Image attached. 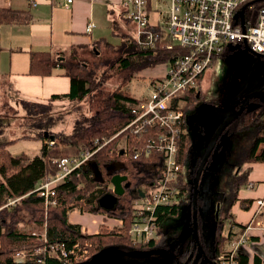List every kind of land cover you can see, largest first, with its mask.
<instances>
[{"label": "trees", "instance_id": "1", "mask_svg": "<svg viewBox=\"0 0 264 264\" xmlns=\"http://www.w3.org/2000/svg\"><path fill=\"white\" fill-rule=\"evenodd\" d=\"M263 5L264 0H259L256 3V7ZM6 13L7 17L11 14L10 11H6ZM12 15L14 17H9V21L19 19L15 16V13H12ZM112 25L115 33L117 28L115 21L112 22ZM115 34H119L121 37L119 45L112 44L107 40L97 41L94 44L96 48L100 44H105L108 49L110 48L115 53L113 57L109 56L101 59L98 64V66H102L101 73H98V66L92 65L95 66L93 68L79 58L76 49H73L70 56L61 54L59 57L51 51L33 50L30 52V73L45 76L52 74L56 68L60 67L64 69L65 74L70 78L69 92L53 94L50 99H68L78 103L85 101L90 96H98L96 99L98 102L97 105L95 103L91 115L83 117L84 120L78 117L73 132L66 135L63 133L55 134L50 130L53 117L52 115L45 117L46 113L40 109L42 103L23 100V107L27 111L26 117L32 118L31 124L38 126L37 132L32 137L40 139L42 146L40 152L34 155L25 152L12 154L8 148L0 150V206L4 202L7 203L5 199L8 197L22 198L21 203L16 205L15 208L13 207L15 210L12 209L11 211L10 206H5L0 211V255L3 264H60L57 258L48 254L44 255V262L38 259V255L28 258L23 263L15 262L13 259L15 252L20 249L38 246L40 239L39 236L22 231L17 226L18 220L21 221L22 219L18 213L20 209L29 211L30 215L35 218V223H40L45 227L47 241L65 244L67 251L70 253L77 242L85 241H91L96 247L92 256L110 247L132 251L136 249L149 250L163 246V237L161 240L152 239L147 243H135L128 234L137 216L135 199L140 197L142 193L145 194L147 189H152L151 183L156 181L152 179L155 177L154 171L161 166L163 157L159 153H153L149 156L144 155L138 159L127 157L122 153L121 142L125 140L124 133L107 142L87 163L73 170L64 178L55 189V196L58 199L57 206H49L46 209L44 197L38 193L39 185L48 176L55 175L59 171V165L58 162L54 161L55 159L76 157L83 152L95 150L98 145L102 144L103 137L112 138L132 120L133 115L130 112L129 103L136 99L128 91H125V88L136 74L147 68L170 61L177 55L186 53V50L179 46L168 49L163 44L156 49L142 50L135 37L129 33L121 34L116 31ZM226 53H228L227 48L221 54V57H224ZM108 68L116 71L123 82L110 91H104L105 79L115 74V72L107 73ZM202 76L203 74L200 78ZM200 88L201 86H198L197 89L190 91L186 96V102L182 107L184 111L192 109L201 101ZM260 111L259 109V113H250L248 117L241 118L235 126L233 125L234 127L231 126L233 131H231L232 136H230L229 141L234 146L231 154L238 153V164L264 162V122L261 121L263 113L261 114ZM81 112V110L76 109L77 114ZM1 115L3 114H0V119ZM45 131L54 134L55 139L52 140L50 136H46ZM189 132L187 135H183L181 139L180 162L183 171L180 172L178 181L175 183L178 198L172 205H158L153 213L159 229L167 218L178 217L192 199V180L196 175L202 155L193 154L195 150L194 143L200 132L198 134L195 131ZM251 138L252 141L247 147L240 148V151L236 149L237 146L241 147L244 143L240 140L246 139L248 142ZM98 140H100V143L97 142ZM51 141L54 142L51 143ZM58 142L60 143L58 144ZM130 144L133 145L131 141ZM1 147L2 145H0ZM68 151L73 153L69 154ZM231 154L226 155L227 161H225L224 167L221 164L214 166L215 171L211 178L213 191L218 195V202L221 204L219 211H217V205L212 206V208H215L214 212L217 214V220H214L213 225L203 220L210 212V209L206 207V216L201 215L199 219L200 229L203 228L204 222L206 229L209 228L210 233L213 234V256L211 259L214 260L215 264H220L217 257L224 250L226 244L238 232L245 229V225L236 222L235 215L232 212L233 205L239 202L242 208L249 210L254 202L253 199L239 197L240 190L249 184L251 166L249 165L245 171L238 167L237 173L233 172L234 175H232L231 171L229 172L227 169V164H232ZM233 165L235 166V164ZM117 173L128 176L127 180L124 181L125 191L118 197L114 208L105 209L99 205V199L107 193H113L111 187L112 177ZM220 179L225 185L228 183V179L231 180L230 183L234 184L231 196L227 195L228 193L226 194L222 183L219 184ZM76 208L89 209L90 213L106 215L108 216L107 219H121L123 223H116L114 230H109V228L103 226L104 229L100 233L82 235V225L71 222L69 218L70 213ZM227 221L231 223V226L226 227ZM234 225L238 226L237 230L234 229ZM6 247L8 248L7 251L2 254V250ZM193 247L194 244H191L189 250L182 254L179 264H194L196 248L193 249ZM69 256L73 258V255ZM106 258H108V261L112 259L110 261L112 264H143L136 262L139 261V258L121 256L115 253L109 254ZM149 258L146 257V259ZM236 258L239 264H250V257L246 252L240 251ZM154 260L156 261L155 264H175L169 257L162 259L163 263L157 261L159 258ZM253 264H261L259 255L254 257Z\"/></svg>", "mask_w": 264, "mask_h": 264}, {"label": "built area", "instance_id": "2", "mask_svg": "<svg viewBox=\"0 0 264 264\" xmlns=\"http://www.w3.org/2000/svg\"><path fill=\"white\" fill-rule=\"evenodd\" d=\"M73 1L66 0L64 5L69 6ZM257 1L119 0L127 11V17L135 23L134 37L142 50L156 49L161 44L168 49L179 46L186 50V53L164 62L165 71L152 78L151 90L146 96L137 97L129 103L133 118L114 135L125 134L122 149L127 157L138 159L153 153L163 157L161 166L154 171L152 179L156 181L151 183L152 189H147L144 195L135 199L137 216L128 231L132 239L133 236L142 237L141 242L158 239L159 226L153 217L155 208L172 205L178 198L175 183L183 171L181 139L190 133L188 119L192 111L191 108L184 111L182 107L189 92L198 88L200 76L226 48L229 52L231 46L243 49L248 46L264 57V5L256 7ZM161 5L165 6L164 10ZM244 6L246 8L241 15ZM152 7L159 14L156 20L151 18ZM94 26L95 23L90 21L86 31L91 32ZM114 136L110 139L103 137L102 144L93 151L74 158L54 160L58 162L59 171L38 187L46 207L57 206L56 187ZM97 142L100 143V140ZM111 187L114 189L113 184ZM251 187L253 183L249 182L247 188ZM8 203L12 201L8 200ZM254 205L256 208L250 223L245 224L244 231L238 232L217 257L220 264H238L236 256L250 240V231L258 227L264 229V196L255 199ZM117 221L118 224L123 223L121 219ZM84 230L82 228V235L86 234ZM42 245L37 253L41 262H44L45 254L57 258L60 264H75L85 261L83 259L88 256L89 243L77 242L71 253L65 244L51 243L47 238ZM14 260L25 262L17 258Z\"/></svg>", "mask_w": 264, "mask_h": 264}, {"label": "rangeland", "instance_id": "3", "mask_svg": "<svg viewBox=\"0 0 264 264\" xmlns=\"http://www.w3.org/2000/svg\"><path fill=\"white\" fill-rule=\"evenodd\" d=\"M161 4L164 3L162 2ZM161 9L164 10L165 6L161 5ZM156 17H157V13L154 12V14L152 15V19H155ZM121 24L118 23L116 26L120 27ZM123 27L124 29L122 30L119 29L118 31L119 33L121 34L129 33L131 36L133 37L135 36L136 26L134 22L125 23L123 24ZM108 41L112 44L119 45L121 43V37L119 35H111ZM87 48L88 49H84L85 51H82L83 49L80 50V54L78 53L77 49L76 51L79 55V58H81L84 62L88 63L93 68L95 66H98L102 58H108L109 56L113 57L115 55V53L110 48L108 49V47H106L105 44L98 45L97 47L98 50L94 45ZM97 68L99 69L98 73H101L102 66H98ZM165 69H166V64L161 63L155 67L147 68L145 70L140 71L138 74L135 75L133 80L126 85L125 91H128L129 94L135 97L146 96L147 93L151 90L152 78L164 72ZM112 72H115V74H113L110 78L105 79L104 87H103L104 91H110L111 89L116 88L119 83L121 84V82H123V79L119 78L116 71L108 68L107 73H112ZM251 86H255V88H264V57L257 56L251 51H246L243 48H236L234 46H231L229 52L226 53L224 57L219 56L217 61L215 60L212 63V65L206 69L201 79L200 91L202 93V98L200 100L204 101L209 99H217V96H223L225 98L231 99V97L238 95L243 90L246 89L250 90ZM97 98L98 96L96 97L90 96L85 101L78 103L68 99L66 100L47 99V100L38 101L34 99L24 98L23 96L20 97V95L13 92L6 78L0 76V114H3L1 115V119H0V145H2L0 150L2 148L3 149L8 148V150L12 154H19L21 152H25L29 155L38 154L40 152L42 141L38 138L32 137L37 132L38 126L31 124L33 121L32 118L26 117L27 111L23 107V100L31 101V102L37 101L39 103H42L40 109L43 110L44 113H46L45 117L51 115L53 117V120L51 121L52 127L50 130H52V132H54L55 134L63 133L67 135L73 132V128L76 124V120L78 117L84 120L83 117H86V115L87 116L91 115V113L95 108L94 107L95 103L97 105L98 102L96 100ZM76 109H79L82 112L80 114H77ZM262 117L263 118H261V121L264 122V112ZM48 122L50 121L48 120ZM240 141L244 143L241 145V147L237 146L236 149H238V151H240V148L242 147L243 148L245 146L247 147L249 143H251L252 138L248 142L246 139ZM59 143L60 142H58V144ZM123 143L124 141L122 140L121 144L123 145ZM232 149H234V146L231 141H227L226 143H224L222 147H220V150L218 152L217 164L224 165L226 161V155L231 154ZM68 152L69 154L73 153L70 151ZM237 157H238V153L235 152L231 154L232 164H227L228 166L227 169L229 170V172L231 171L232 175H234L233 172L237 173L238 167H240L242 171H245L249 167V165L251 166L252 169L249 175L250 179L255 178L256 175L255 171L259 168L261 170V173H264V165H255V164L251 165L249 164V162L238 164L239 162H237L238 160ZM65 158H74V157H65ZM233 164H235V166ZM54 176L55 175L48 176V178L45 179L44 182H46L50 177H54ZM219 181H220L219 184L222 183L221 179ZM230 182L231 180L228 179V183H226V185L222 183L226 191V194L228 193L227 195L229 196H231L230 194H232L234 187V184ZM209 183L210 180L208 182L207 188L209 187ZM201 188L202 189L200 194L204 196L206 192L208 196L207 200L208 199L210 200L211 207L215 206L216 200H212L211 193L208 190H206L207 188H204L203 183L201 184ZM253 190L254 189H247L245 187L243 189V192L241 191V194H246L252 197ZM5 200L7 201V203L4 202V204L0 206V211L4 209L5 206H10L11 208L10 207L9 208L11 209V211L12 209L15 210L14 209L15 206L21 203L20 201L22 200V198L8 197ZM8 200L12 201V203L9 204ZM45 208L47 209L48 207ZM255 208L256 207H254V209L252 210V217ZM76 210L82 213H90L89 209L76 208ZM18 213L22 217V219L21 221L18 220L17 226H19L22 229V231L33 233L37 237L38 236L40 237L38 246L29 247L27 249H24V251H22L23 249H20L14 253L15 255L19 251H22L18 253L16 256L13 255L14 256L13 259L17 258V259H22V261H26L30 257H35V255H37L39 251V248L43 246L42 243L44 241V238H46L45 227H43L40 223L37 222L35 223L34 221L35 218L33 217V215L32 216L30 215L29 211H26L25 209L24 210L20 209ZM95 214L96 213H94L93 215H85L87 218V224H83L84 226L82 225V228L83 227L85 228L84 231L86 234L89 233L95 234L94 232L95 230H98L96 234L100 233L104 229L102 228L103 226L109 228V230H114V225L116 223V220L108 219L104 221L103 218L108 216L104 215V217H101L98 215L96 216ZM71 218H74L73 220H75V215H71ZM99 218L100 220H98ZM181 218H182L181 215L179 217H170L162 226V230L164 231V235L168 244V249L171 251V252L169 251L170 253L178 252L182 250V248L179 247L180 243H176L174 241L175 235L177 236L179 232L181 235H183L184 233V228L182 224L183 222ZM101 220L104 222H102ZM230 224L231 223H228L227 221L226 227H228L227 225ZM158 233L160 237L155 240H161L163 237L161 236L159 230ZM133 239L135 240V243H147V242H141L142 237L133 236ZM213 239H214L213 234L211 236L208 235V237H205L206 243L211 247H213ZM162 247L160 248L164 249ZM95 248H96L95 245L90 241L88 245V256L83 260H86L88 258L90 259L92 257L93 252L95 251ZM7 249H8L7 247L4 248V250H2L1 248L2 254L5 251H7ZM136 250H142V249H136ZM149 250H153V249H149ZM172 254L174 255V253ZM1 261H2V256L0 255V264H3ZM174 262L175 264H179V258L175 255H174Z\"/></svg>", "mask_w": 264, "mask_h": 264}, {"label": "crops", "instance_id": "4", "mask_svg": "<svg viewBox=\"0 0 264 264\" xmlns=\"http://www.w3.org/2000/svg\"><path fill=\"white\" fill-rule=\"evenodd\" d=\"M65 1L0 0V76L6 78L10 88L20 97L38 101L47 100L53 94L69 92L71 86L69 76L60 67L50 75L30 73V52L33 50L51 51L59 57L61 54L69 56L73 49H77L80 54V50L85 51L84 49H88L87 47H91L97 41H108L111 35H119L115 34L116 31L119 33V29H124L123 24L131 22L127 17V11L120 5L119 0H74L69 6L64 5ZM6 11L11 12L10 18H13L12 13H15L19 19L9 21L7 13L5 14ZM154 12L157 13V17L153 20H156L159 14L152 7L151 18ZM26 18L28 19L25 20ZM90 21L94 22L95 26L91 32H87L86 28ZM114 21L116 25L122 23L120 27L115 25L117 27L115 33L112 25ZM217 59L215 60L217 61ZM202 77L199 86H201ZM252 164L264 165V162ZM255 174L254 179L249 178L253 187L247 188L248 185L246 186L247 189H254L252 197L241 194L243 188L239 192L240 198L254 200L255 197L257 199L264 196V173H261L259 168ZM254 202L249 210L242 208L239 202L233 205L232 212L237 223L243 225L250 223L252 210L255 207ZM93 214L78 212L74 209L69 218L71 222L83 225L87 224L85 215ZM71 215H75V220L71 218ZM95 215L104 217V215ZM103 220L108 219L104 217ZM109 220L112 219L109 218ZM113 220L118 223L117 219ZM163 225L159 230L161 236L165 237L162 230ZM227 226L229 227L231 224ZM237 227L234 225V229L237 230ZM94 232L96 233L98 230ZM249 236L250 240L241 248V251L249 255L250 264L254 263L256 255H259L261 264H264V229L255 228L250 231Z\"/></svg>", "mask_w": 264, "mask_h": 264}, {"label": "water", "instance_id": "5", "mask_svg": "<svg viewBox=\"0 0 264 264\" xmlns=\"http://www.w3.org/2000/svg\"><path fill=\"white\" fill-rule=\"evenodd\" d=\"M245 8L246 6L242 8L241 15H243ZM245 50L252 51L248 46H246ZM252 53H254L257 56H261L259 53L253 51ZM252 98H258L264 102V93L253 92L249 94L244 99L238 102L239 104L242 102V105L236 111H233L235 106L233 105L234 103L231 102L232 99L231 97V99L228 98L229 103L227 108L215 106L209 104L208 102L201 101L199 102V104H197L194 107V110H192L191 113L189 114V119H188L189 130L191 132L195 131L196 134L200 132L198 134L196 142L194 143L195 150L193 154L202 155L196 175L192 180V187H193L192 198L194 203L197 202V196H199L201 192L199 186H201V184L203 183L204 188H207L209 180H210L209 186L213 184L210 177L211 178L213 177L214 175L213 173L215 171L214 166L217 164L216 154H218L220 147H222V145L226 143L225 139L228 138V133L225 132L226 127L233 120L237 119L240 116V114H242V111L244 110L246 103L249 102V100ZM45 135L50 136L52 140L55 139V135L49 134L48 131H45ZM211 156H213V161L211 162L210 166L206 167V164ZM208 169L209 171H207ZM127 178H128L127 175L121 173H117L112 177V184L114 187L113 193H107L99 199V205L101 207L105 209H112L115 207L118 201V197L122 195L125 191L126 185H124V181H126ZM142 195L144 194L142 193ZM194 235L197 241H199L198 227L196 223H195ZM112 253L126 257L139 258V261L136 262L143 264H145L146 261L140 258L154 254H160V253L168 255L172 259V261H174V255L165 250L153 249V250L125 251L110 247L101 250L100 252L96 253L88 260L78 262L75 264H112L110 262L112 261V259H110V261L107 260L108 258L105 259L106 256ZM209 261L211 264H215L213 259L210 258ZM122 262L124 263L123 260Z\"/></svg>", "mask_w": 264, "mask_h": 264}, {"label": "flooded vegetation", "instance_id": "6", "mask_svg": "<svg viewBox=\"0 0 264 264\" xmlns=\"http://www.w3.org/2000/svg\"><path fill=\"white\" fill-rule=\"evenodd\" d=\"M253 92L264 93V88H255V86H251L250 90L249 89L243 90L238 95L233 96L231 99V102H233L234 103L233 105L235 106L233 111H236L241 107L242 102L240 104L238 103L240 100L244 99L246 96H248L249 94H251ZM222 97L223 96H217V99H209V100H204V101L208 102L209 104L215 105V106L227 108L228 103H229V99L225 98V97L222 98ZM259 109L261 110L260 113L262 114L264 112V102L258 98L250 99L249 102L246 103L245 108L242 111V114H240V116L237 119L233 120L226 127L225 132L228 133V138L225 139V141L226 142L229 141L230 136H232L231 131H233V130H232L231 126H233V125L235 126L241 118L248 117L250 115V113H253V112L259 113ZM216 156H218V154H216ZM212 159H213V156H211L210 159L208 160L206 167L210 166L211 162L213 161ZM227 159L229 160V158H227ZM224 165H223V167H224ZM207 171H209V169ZM212 187H213V184L211 186H209V188H207L206 190H208L211 193L212 200H216L217 211H219L221 204L218 202V195L215 194ZM199 188L202 189L201 186H199ZM192 192H193V187H192ZM191 196H192V193H191ZM207 198H208V196H207L206 192H205L204 196L202 194L197 196V202L196 203L193 202V198H192L191 202L188 203V205L185 208H183V211L180 214L182 217L181 219L183 222L182 224H183V228H184V233H183V235H181L179 232L177 234V236L175 235L174 241L176 243H180L179 247H181L182 250L178 251V252H172V253H174L175 256H177L179 258V260H180V257L182 256V254H184L186 252V250H189V246L191 244H194L193 249L196 248V250L194 252V255H195L194 264H211L209 259L212 258V256H213V254H212L213 247L208 245L206 243V240H205V237H208V235L211 236V233L209 231V228H208V230L206 229V224L204 222H203V228L200 229V222H199L201 215L206 216L207 211L205 210V207L209 208L210 212L208 213L209 215L206 218H203V220L206 223L210 222L212 225L214 224L213 223L214 220H217L216 219L217 214H215V212H214L215 208L211 207L210 200L209 199L207 200ZM195 223L197 224V227H198L199 241H197V239L194 235ZM163 240H164V242H163L162 248H164V249H161V248H158V249L166 250L169 252L170 250L168 249V244H167L166 238L164 237ZM149 257H150L149 259H146V257H142L141 259L145 260L146 264H155L156 263V261L154 260L155 258H159V260H157V261L161 262L162 259L168 258V255L160 253V254L150 255ZM187 262H189V261H187ZM161 263H163V261Z\"/></svg>", "mask_w": 264, "mask_h": 264}, {"label": "bare ground", "instance_id": "7", "mask_svg": "<svg viewBox=\"0 0 264 264\" xmlns=\"http://www.w3.org/2000/svg\"><path fill=\"white\" fill-rule=\"evenodd\" d=\"M51 243H58V242L53 241V242H51ZM60 243H61V242H60ZM83 243H90V241H85V242H83Z\"/></svg>", "mask_w": 264, "mask_h": 264}]
</instances>
